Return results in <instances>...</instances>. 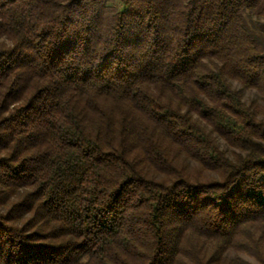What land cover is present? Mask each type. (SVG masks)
Listing matches in <instances>:
<instances>
[{"label":"trees","instance_id":"trees-1","mask_svg":"<svg viewBox=\"0 0 264 264\" xmlns=\"http://www.w3.org/2000/svg\"><path fill=\"white\" fill-rule=\"evenodd\" d=\"M0 264H264V0H0Z\"/></svg>","mask_w":264,"mask_h":264},{"label":"rangeland","instance_id":"rangeland-1","mask_svg":"<svg viewBox=\"0 0 264 264\" xmlns=\"http://www.w3.org/2000/svg\"><path fill=\"white\" fill-rule=\"evenodd\" d=\"M115 3L117 5H120L121 6V0H115ZM234 84H235V87L236 88L241 89V86L237 82H234ZM242 93H243L244 99L246 101H251V100H254V99L255 100H260V95L255 90L244 89V90H242ZM217 141H218L221 149L225 150L230 157H233L234 156V152L236 151L235 148H233L231 145H229L224 139H222L219 136H217ZM230 255L233 256L234 253L233 252H230ZM245 258L249 259L247 256H245ZM249 260L254 261L253 259H249Z\"/></svg>","mask_w":264,"mask_h":264}]
</instances>
